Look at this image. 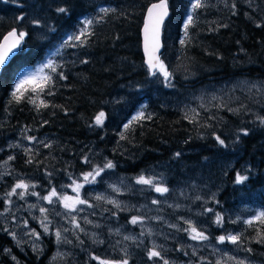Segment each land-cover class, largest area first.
<instances>
[{"label": "trees", "instance_id": "obj_1", "mask_svg": "<svg viewBox=\"0 0 264 264\" xmlns=\"http://www.w3.org/2000/svg\"><path fill=\"white\" fill-rule=\"evenodd\" d=\"M151 1L154 0H0V34L11 27L30 33L27 54L15 57L0 72V229L8 230L0 231V264H97L78 245L70 247L72 254L67 258L52 261L58 247L56 228L50 223L51 234H44L40 222L30 221L25 201L33 195L23 200L13 195L12 203L5 204V194L20 180L35 184L29 191L38 196L73 180L85 183L83 194H89L112 174L125 176L129 190L140 176L168 188L186 178L210 180L204 200L196 201L200 216L197 222L210 225L206 233L215 239L223 232L222 227L232 226L225 223L224 212L238 202L242 191L264 193V126L257 119L264 117L263 94L238 92L230 104L211 102L190 117L175 107L202 84L237 76L264 79V0H205L207 7L193 13L195 22L189 35L182 38L184 2L168 0L160 59L171 74L170 82L160 72L149 75L143 61L140 25ZM233 2L237 4L236 15L230 10ZM58 7L67 8L68 13H58ZM101 7L116 11L91 26L94 35L84 47L61 48L52 59L57 72H63L67 79L61 80L46 69L45 75L54 78V94L46 95L45 88L38 96L29 93L34 95L35 105L26 98L17 103L10 89L18 71L44 57L56 37L76 26L81 13L89 11L94 18ZM19 16L24 19L17 20ZM33 20L40 21L39 27L32 24ZM219 24L227 27L217 28ZM182 39L185 44H181ZM83 60L88 62L81 63ZM42 78L37 80L38 85L43 84ZM41 100L48 106L41 105ZM138 104L145 118L134 122L125 132L126 139L121 140L123 126L132 119ZM36 105H40L39 110ZM100 112L105 117L97 126L95 117ZM241 128L249 134H240L237 142ZM39 134V142L18 143L24 135ZM216 136L227 146L219 145ZM25 149L31 152L26 154ZM9 156L14 159L8 160ZM85 156L90 163L83 162ZM30 158L33 162L26 163ZM108 160L114 168L101 172L94 183L84 181V173L102 167ZM237 172L247 175L248 180L235 184ZM88 194L87 200L94 205L95 198ZM206 208L213 212H205ZM217 212L224 217L222 226L214 223ZM19 215V220L27 219L30 228L41 234L39 240L29 234L18 237ZM113 216L127 219V214L119 211ZM242 230L244 238L258 239L257 231H264V224L255 220ZM8 232L15 233V239ZM249 247L250 256L264 261V243L255 241ZM206 253L199 252L201 257H196L198 263L194 264H213L212 255ZM180 255L185 259L188 253L181 251Z\"/></svg>", "mask_w": 264, "mask_h": 264}, {"label": "rangeland", "instance_id": "obj_2", "mask_svg": "<svg viewBox=\"0 0 264 264\" xmlns=\"http://www.w3.org/2000/svg\"><path fill=\"white\" fill-rule=\"evenodd\" d=\"M183 8L186 9V16L189 11H191L190 0H183ZM99 5L98 7H100ZM96 8V7H95ZM97 10V9H96ZM91 12H84L78 17L76 26L74 30L67 29L62 32L58 37L55 38L52 45H50L44 52V57L37 60L34 64H27L22 67L20 71L16 74L14 80H17L19 73H36V79L45 76L46 69L42 68L49 60L52 61L54 54L58 53L62 47L60 45L66 40L73 31L76 33L82 27L81 21L84 19L92 18ZM183 28L181 29L182 36H184V21L182 23ZM42 71H37L41 69ZM16 83V81H15ZM14 83V85H15ZM255 85L256 87H252ZM253 91V93H261L264 95V79L257 80L251 79L250 77L229 78L220 83H207L202 84L194 90L191 95L182 100H179L175 104V107L180 108L187 117L196 114L199 109H202L211 102L222 100L226 105L235 100V96L238 92L246 93ZM253 96H258L253 94ZM141 105L138 104L132 111L130 118L136 115L138 112L142 111ZM29 135H24V139H19L18 143H29L33 144L39 142L41 135H36L37 140L29 141L26 137ZM17 138L11 139L10 143L15 142ZM84 176V174H83ZM147 177L146 179H148ZM197 178V177H195ZM200 180V178H199ZM192 178H186L174 187L168 188L169 191L161 195L157 193L153 187L150 185H140L136 181L132 184V190H129V181L125 176L119 174H112L108 179L103 180V185L94 187L90 189L89 194L93 195L95 198V203L92 205L90 201L87 200L88 192L83 194V187L79 190L80 198L88 201L87 204H76L75 207L79 211L67 212L63 207V204L57 201L56 203L49 204L47 201L38 199V196H32L30 199L25 201L29 209V218L32 222H40L42 214L39 211L40 207L48 209L47 216L51 224L56 228V230L62 231V236L66 237L71 243L62 242L58 244L55 250L52 261H60L59 259L67 258L70 253V247L78 245L80 249L85 253L89 254L88 257L93 255L100 257L101 259L108 260H119L124 258V249H127L129 256V264H163L161 260H148L147 250L156 248L160 251L165 259L170 261V264H194L198 263L197 259L200 258V254H207L210 252L212 255L213 264L217 261L220 264H236L237 260H244L245 264H264L261 259H256L250 256L248 251L244 249H249L252 243H255L257 238L248 237L244 238L243 230L245 220L252 219L260 211H264V193L254 190V192L242 191L238 196V202L225 210V223L232 225L230 227H222L220 230L223 231L220 235L227 236L228 234H242L240 245H234L227 240L224 243H218L217 237L211 238L206 233L208 232L210 225L206 222H197L200 218L198 208L196 207V201L204 200L203 193L206 194L207 188L210 186V180L202 181ZM79 184L80 183L76 180ZM204 183V184H203ZM158 186L166 187L164 184H156ZM73 181L64 182V185L59 187H53L57 190L58 196H68L75 198L77 193L73 191ZM113 187L118 189L114 191ZM51 191V190H50ZM49 191V192H50ZM41 194L39 197L47 196L48 193ZM129 193V194H128ZM88 194V195H89ZM97 196H102L104 199L97 200ZM158 200V204H153V200ZM53 200H56L53 197ZM108 200H114L120 205V208H116L113 204L108 203ZM68 203H75L74 200L68 201ZM110 206H109V205ZM30 205H36V207H30ZM89 205H92L90 207ZM127 214V219L123 220L119 217L113 216V213L117 212ZM59 213V215H57ZM71 216H76L78 223L84 231H79L75 229L73 225L69 222ZM133 216L138 217L142 222L135 225L129 223ZM20 215L17 217L19 220ZM25 217V216H24ZM85 218L92 223H86ZM184 220H191L198 229L204 231L205 235L208 236V240L199 241L192 240L185 231L179 229L188 228L189 225L184 223ZM25 221L27 219H20L18 222V237L29 234L30 228L29 221H27V226H25ZM235 221V223H233ZM255 221V220H254ZM170 225H176L175 228L170 227ZM67 228L69 231L63 232V229ZM119 229V234H116V230ZM111 230V231H110ZM141 232L144 235H140ZM95 233V237L93 236ZM135 237L136 240L125 241L124 236ZM77 237L79 239H77ZM103 240V243H93V240ZM83 241V243H80ZM117 241L120 243L118 244ZM92 246H98L99 248H94ZM92 249H95V253ZM179 249V250H178ZM181 251L184 255L188 253L185 259L180 256ZM195 251L196 255H192ZM191 254V255H189ZM208 254V255H209ZM195 256V257H193ZM198 257V258H196ZM97 262V261H96ZM98 264V262H97Z\"/></svg>", "mask_w": 264, "mask_h": 264}, {"label": "snow or ice", "instance_id": "obj_3", "mask_svg": "<svg viewBox=\"0 0 264 264\" xmlns=\"http://www.w3.org/2000/svg\"><path fill=\"white\" fill-rule=\"evenodd\" d=\"M190 3H191V11L188 12L187 17L184 20L185 37H187L189 35L188 30L195 22V17L193 15V13L197 9L207 7L205 0H190ZM226 6H229V5L226 4ZM236 9H237V4L234 2L231 3L230 10H231L232 15L237 14ZM56 11L58 13H61V14H67L68 13V9L65 7H58L56 9ZM115 11H116L115 9L101 7L99 9V15L97 17L82 20L80 22L82 27H80L78 32L74 33L73 35H70L66 40L63 41V43L60 45V47H62V48L84 47L88 42V38L90 36L94 35V32L91 30V26L94 23H100L104 19L105 16H107L109 13L115 12ZM168 15H169L168 0H158V2L152 3L147 8V14H146L145 20H144V38H145V54L148 58L146 63L148 64L149 75L154 76V75H156L157 71H160L161 74L164 76L165 81L170 82L171 74L165 69L163 61L160 59V56L157 55V53L160 52V48H161V44H160L161 26L164 24L165 18L168 17ZM16 19L22 21L24 19V17L19 16V17H16ZM32 24L39 27L40 21L39 20H33ZM260 26H261L260 24H257V27H260ZM219 27H227V25L226 24H219V25H217V28H219ZM211 30L215 31L217 29H211ZM49 31H55V29L50 28ZM0 35H3V34H0ZM29 35H30L29 32L19 30L18 28H12L10 31L7 32L6 35H3V41L0 42V72H2L15 57H17L19 55H26L27 54V51H28V49H27V37H29ZM185 43H186V41L182 39L181 44H185ZM57 51H59V49ZM87 62H88L87 60L81 61V63H87ZM42 68L50 69V71L52 73H55L56 76H58L59 79H61V80L67 79V76L64 75L63 72H57V69L53 64V61H51V60H49L46 64H44L42 66ZM42 68L37 69V71L38 72L42 71ZM42 79H43V84L38 85L37 79H36V73H19L18 78L16 80V83L13 87L12 92H11V96L15 99V101L17 103H19L22 99L26 98L29 103H32L35 105L34 95L38 96L41 92H44L45 88L48 89V91L46 92V95H53L54 94L52 91V87L54 86L53 85V79H54L53 76L52 75H45ZM166 86H168V85H166ZM252 87H256V86L252 85ZM29 93H32L34 95H29ZM41 105H43L44 107L48 106L47 103L44 102L43 100H41ZM36 107H37V110H39L40 105H36ZM231 111H239V110L237 109V110H231ZM104 117H105V113L100 112L95 117V124L97 126H101L103 124ZM144 118H145V116H144L143 111H140L135 116H133L132 119L129 120L128 123L124 124L123 127H124L125 131L120 133V139L121 140L126 139L125 132H127V130L130 129L131 125L134 122H137V121L144 119ZM146 118L151 119V116H148ZM257 119L259 120L260 125L264 126V117H257ZM44 123H47V121H44ZM240 134L247 136L249 134V132L247 129H243V128L239 129L238 134L236 136L237 142L240 139ZM26 138L30 142L36 140L35 137H31V136H28ZM215 139L219 143V145H221L223 147L227 146L225 144V141L223 139H221L220 136H216ZM10 147H19V145H10ZM44 147H49V145L44 144ZM30 152H31L30 149H25L26 154H28ZM176 155H180V154L177 153ZM13 159H14L13 156L8 157V160H13ZM32 162H33V160L31 158L26 161V163H29V164H31ZM83 162L85 164H88V163H90V160L87 156H85ZM114 167H115V165L113 164V162L111 160H108L106 163L103 164L102 167L96 166V167H93L92 171L84 173V181L87 183H94L95 178L97 176H99L101 174V172L105 171L106 169H112ZM0 175H2V174H0ZM47 175L51 176V173H47ZM69 178L71 179V176H69ZM248 178L249 177L247 175H243L240 172H237L236 176H235L234 183L235 184H242L246 180H248ZM136 182L138 184L150 185L151 187L154 188V190L157 193H160L161 195H163L164 193H167L169 191V189L167 187L158 186V185L154 184L152 180L145 179L144 176L138 177ZM73 185H75V187L73 188V191H75L77 193L75 198L68 197V196H58L57 190L55 188H52L47 196L39 197L35 191H29L30 188L34 189L36 187L35 184L29 185V184L25 183L23 180H20L14 185V187H12L11 191H9L5 194L6 195L5 204L10 205L12 203L10 198L13 195L18 196V198L22 199V200L27 195H33V196H38V199H42L44 201H47L49 204H53V203H56L57 201H59L60 203L63 204V207L69 213L79 211V209H77L75 207V205L76 204H81V205L87 204L88 201L80 198L79 190L84 185L77 183L76 180H73ZM113 190L118 191V189H116L115 187H113ZM53 197H55L56 200H53ZM96 199L101 200V199H104V197L97 196ZM197 199H200V197H197ZM72 200H74L75 203H73V204L68 203V201H72ZM107 202L113 204V206L118 208V209L120 208V205L117 202H115L114 200H108ZM152 203L158 204L159 201L154 199L152 201ZM89 206L92 207V205H89ZM30 207H36V205H30ZM5 210L7 211L8 209L6 208ZM39 211L42 214V218H41L40 223H41V227L44 230V234H51L49 232V224L51 223V221L48 220V216H47L48 209H46L44 207H40ZM204 211L210 213V212H213V209L206 208ZM57 215H59V213H57ZM113 215H115V213H113ZM254 220H260L261 223L264 224V211L258 212L255 217H253L252 219H249V220H245L244 223L249 225V226H252ZM69 222L73 225V227L75 229H78L79 231H84V229L81 228L80 224L78 223L76 216H71V219ZM85 222L86 223H92L91 221L87 220V218H85ZM141 222L142 221L136 216H133L131 218V220L129 221V223H131L133 225H135L137 223H141ZM223 222H224V217L221 215V213H219V212L215 213L214 223L217 226H222ZM184 223L188 224L189 227L185 228V229H179V230L187 232L190 239L199 240V241L208 240V236L205 235L204 231L201 229H198L196 226H194V224L191 220H184ZM233 223H235V221H233ZM25 226H27V221H25ZM170 227L175 228L176 225H170ZM0 231L7 232L8 230L7 229H0ZM67 231H69V229H67V228L63 229V232H67ZM8 234L13 236V238L15 239V233L8 232ZM116 234H119V229L116 230ZM29 235L33 236L37 240H39L41 234L36 232L35 229H32V230H30ZM54 235L56 237V243L57 244H60L62 242L71 243V241L67 240L66 237L62 236V231L59 229L55 231ZM95 235L96 234L93 233L94 237H95ZM140 235H144V233L141 232ZM241 236H242V234H240V233H237L235 235L230 233L227 236L220 235L217 237V242L218 243H224L227 240L228 242H230L234 245H240L242 243ZM257 236H258V239L256 240V242L257 243H264V231L258 230ZM77 239H79V238L77 237ZM123 239L125 241L132 240L133 242H135V240H136L135 237L127 236V235L124 236ZM97 242L103 243L104 241L103 240H97V239L93 240V243H97ZM80 243H83V241H80ZM117 243L119 244L120 242L117 241ZM33 247L35 249V245H33ZM244 250L248 251V252L251 251V249H244ZM5 251H8V250L5 249ZM123 251H124V258L119 259V260L101 259L100 257L95 256V255L91 256L90 258L92 260L97 261L98 264H129V256H128L127 249L125 248ZM146 254H147L148 260H150V261L161 260L163 262V264H170V261L168 259H165L162 256L161 252L157 251L155 247L147 250ZM185 254L187 255V253H185ZM192 255H196L195 251H193ZM13 259H15V257H13ZM216 264H220V262L217 261ZM236 264H245V262H244V260H237Z\"/></svg>", "mask_w": 264, "mask_h": 264}, {"label": "water", "instance_id": "obj_4", "mask_svg": "<svg viewBox=\"0 0 264 264\" xmlns=\"http://www.w3.org/2000/svg\"><path fill=\"white\" fill-rule=\"evenodd\" d=\"M156 2H158V0H154V1H151V3L146 7V9H145V11H144V17H143V20H142V23H141V25H140V27H141V31H140V39H141V51H142V53H143V61L145 62V64H146V66L148 67V64L146 63V61H147V56H146V54H145V38H144V20H145V16H146V14H147V8L152 4V3H156ZM169 16V15H168ZM168 17H166L165 18V20L167 19ZM163 25L161 26V34H160V44H161V48H160V52L159 53H157V55H159L160 56V53L162 52V45H163V38H161L162 37V30H163ZM12 28H16V27H11L8 31H10ZM8 31H6L5 32V34L4 35H6L7 34V32ZM3 41V36L0 38V42H2ZM157 72H160V71H157ZM160 74H161V72H160Z\"/></svg>", "mask_w": 264, "mask_h": 264}]
</instances>
